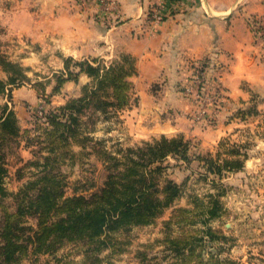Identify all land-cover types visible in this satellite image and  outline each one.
Masks as SVG:
<instances>
[{"label":"crops","instance_id":"1","mask_svg":"<svg viewBox=\"0 0 264 264\" xmlns=\"http://www.w3.org/2000/svg\"><path fill=\"white\" fill-rule=\"evenodd\" d=\"M34 1H20L8 11L24 18L14 26L32 39L56 38L62 54L75 59L134 58L130 103L121 115L122 123L131 120V133L199 135L212 151L220 140L241 133L238 128L247 121L257 122L264 135V0H57V5L46 0L36 7ZM153 10H158L157 21ZM196 73L200 91L223 101L212 121H200L205 129L190 123L200 97L192 79ZM88 80L80 74L77 82L65 81L62 95H79V82ZM249 105L253 115L229 116ZM263 135L256 136L243 170L264 169Z\"/></svg>","mask_w":264,"mask_h":264},{"label":"rangeland","instance_id":"2","mask_svg":"<svg viewBox=\"0 0 264 264\" xmlns=\"http://www.w3.org/2000/svg\"><path fill=\"white\" fill-rule=\"evenodd\" d=\"M20 1L29 0H0V50L10 61L20 64L26 75L22 81L8 85L12 92L6 89L0 94V105L6 104L14 111L22 134L17 143L6 148L8 154L5 159L7 173L4 178V188L7 196L1 200L0 220L3 216V207L11 212L15 211V194L22 188L24 182L34 178L37 172V168L27 164L36 159L42 162L43 156L49 154L46 147L47 141L41 129L46 125L44 115L49 110L65 104L68 99L78 96L64 97L61 91L63 84L61 86L57 84L58 76L64 71V60L71 58L73 61L87 60L96 64L93 60L96 58L75 59L64 56L55 43L56 38H48L40 42L32 39V36L27 33L18 31L14 23L19 18L21 20L24 18L14 15V12L11 15L8 11L20 6ZM44 1L46 0L43 2L36 0L31 6L45 4ZM49 2L57 5V0H49ZM43 12H47L46 8ZM111 60L101 61L97 58V61L103 65H108ZM61 62L63 67L59 68ZM72 63L70 62V65ZM0 80H8V75L1 66ZM89 81L90 78L85 83L79 82V93L81 87ZM30 90L31 96L28 94ZM208 94L212 95L211 92ZM207 100L209 99L203 98L202 103L196 102L191 115L197 116L202 107H206L205 114H210L211 117H206V121H212V114L222 109L223 101L219 106L213 107L205 104ZM250 107V105L236 107L229 116L237 118L241 108ZM124 114L125 112L121 109L108 117L101 115L94 125L88 122L83 132L91 136L93 141L103 142V148L113 153H117L119 148L141 145L145 141L151 142L159 137V135L131 133V129L129 130L132 126L131 120L127 123L121 122V115ZM245 115L249 117L253 114ZM124 118L127 119V117ZM247 122L243 127L238 128L241 133L230 137V140L226 137L227 143L225 142L223 147L217 144L218 147L216 145L212 148L213 151L211 147L202 143L199 135H184L191 145L190 162L177 156H167L159 163L162 166L159 175L160 183L170 179L180 184V196L149 223L134 225L128 230L119 231V236L129 240L125 245L126 248L121 253L108 255L103 264H108L109 261L113 264H167L172 260V254L169 245L165 242L166 238L187 234L192 230H197L198 235L203 236L198 252H201V258L204 260H207L209 256H215L220 260H231L239 264H264V169L251 167L253 169L248 171L224 170L222 175H219L207 171L204 161L196 159L197 155L202 156L207 153L217 157L218 151L219 157L225 158L226 154L223 152L234 143L244 145L242 147L247 152L251 150L255 147L256 136L262 137L263 131L258 130L257 122ZM190 123L191 125L200 124L204 127L203 129L207 127L195 119H192ZM133 124L136 125V122ZM243 128L247 129L243 131ZM59 152H63L61 159L57 162L58 169L64 174L66 196L73 195L75 192L88 194L103 184L106 171L102 160L96 156L92 142H81L79 137L71 138L68 146ZM18 172L22 173V175L19 174L20 177ZM211 195L218 200L219 212L218 215L208 218L205 223L201 221L205 217L202 210L210 203ZM180 207L189 208L193 212L182 217L177 212ZM25 224L35 227L36 220L27 217ZM207 228L216 232V238L210 240L207 237L204 232ZM82 249L77 244H67L51 254L30 252L23 258L22 263L63 264L65 260H73L80 264L84 258ZM137 251H144L145 259H142ZM108 252L104 250L101 255L105 256Z\"/></svg>","mask_w":264,"mask_h":264},{"label":"trees","instance_id":"3","mask_svg":"<svg viewBox=\"0 0 264 264\" xmlns=\"http://www.w3.org/2000/svg\"><path fill=\"white\" fill-rule=\"evenodd\" d=\"M70 62H73L72 65ZM94 62L95 65L87 60H64V71L57 78L58 86L67 80L77 82L80 74H86L90 81L81 87L78 96L44 115L46 125L41 129L49 154L43 156L42 162L36 159L27 164L37 168V172L15 194V211L3 207L0 264H23V258L30 252L51 254L67 244H77L83 248L84 258L80 264H103L108 255L121 253L126 248L129 240L119 236V231L149 223L181 194L180 184L170 179L160 183L162 166L159 163L167 156H177L190 162V141L183 135H160L151 142L119 148L117 153H113L103 148V142L93 141L91 136L84 134L88 122L94 125L99 116L114 115L129 105L132 88L129 78L136 73L134 58L128 54L121 55L108 65L100 64L97 60ZM0 66L8 75L7 81L0 80V94L6 89L10 90L8 85L26 78L24 68L10 61L1 50ZM238 112V116L244 117L245 114H254L255 108L251 106ZM21 136L14 111L6 104L0 105V204L7 196L4 188L6 148L17 143ZM76 137L81 142H92L106 174L103 184L94 191L88 194L75 192L66 196L64 174L58 169L57 161L63 155L59 150L65 149L70 139ZM225 142L227 140L221 141L219 147H223ZM242 146L231 144L223 152L225 158H220L218 151L217 157L207 153L197 155L196 159L204 161L206 170L211 173L222 175L224 170H240L248 155ZM17 174L18 177L22 175L21 172ZM209 202L202 210L205 217L201 221L205 223L219 212L215 196L211 195ZM177 212L186 217L193 210L180 207ZM27 217L35 218V227L25 224ZM204 232L210 240L216 238V232L211 228ZM202 237L197 230H192L187 234L166 238L165 242L172 254V260L167 264H239L215 256L202 259L201 252H198ZM104 250L109 252L102 256ZM137 254L145 259L144 251H137ZM77 263L73 260L63 262ZM108 264L113 263L109 261Z\"/></svg>","mask_w":264,"mask_h":264},{"label":"built area","instance_id":"4","mask_svg":"<svg viewBox=\"0 0 264 264\" xmlns=\"http://www.w3.org/2000/svg\"><path fill=\"white\" fill-rule=\"evenodd\" d=\"M152 17L156 21L160 19L159 14H158V10H156V11L153 10L152 11ZM197 73H199L198 70H197ZM197 73H196L195 76H192V79H193V84L195 86H197V88H198L197 96L198 97L200 96L198 98L199 99L198 103H202V100L204 98L205 100L209 99V100L206 101V103H205L206 105L210 104V106H213V107L219 106V104L221 102L220 95L212 93V95L209 96V94H204V93H202V91H200V87H201L202 83H201V78L198 76ZM199 112L200 113L197 116H194V119L197 120V121H201V120H203L205 118V120H206V114L205 113L207 112V108L206 107H202L201 111H199Z\"/></svg>","mask_w":264,"mask_h":264}]
</instances>
